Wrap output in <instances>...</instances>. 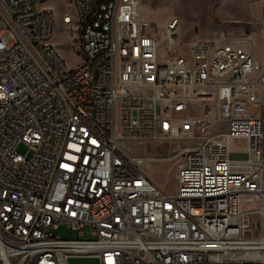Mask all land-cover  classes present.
<instances>
[{"label":"built area","instance_id":"1","mask_svg":"<svg viewBox=\"0 0 264 264\" xmlns=\"http://www.w3.org/2000/svg\"><path fill=\"white\" fill-rule=\"evenodd\" d=\"M45 1L0 0V264H264V39L182 55L178 18L71 0V66ZM165 161L171 192L149 177Z\"/></svg>","mask_w":264,"mask_h":264},{"label":"rangeland","instance_id":"2","mask_svg":"<svg viewBox=\"0 0 264 264\" xmlns=\"http://www.w3.org/2000/svg\"><path fill=\"white\" fill-rule=\"evenodd\" d=\"M142 13L162 29L171 19L178 18L176 28L175 50L186 55L190 53V43L197 37H215L221 30L246 31L251 33L260 44L264 39V0H141ZM45 5L51 7L58 15L54 28L52 43L65 58L69 65H74L79 57L73 46L76 34V10L71 0H46ZM70 14L74 22L72 27L65 28L62 18ZM2 25H0V28ZM257 63L260 64L259 47L256 52ZM260 93V90H257ZM19 152L26 153L27 147L19 146ZM234 156V155H233ZM175 161L154 163L149 170V177L158 186L171 192L174 187ZM261 222L256 215L251 219L255 233H263ZM264 222V221H263ZM55 235L63 238H80L78 231L71 230L66 224L53 229ZM92 237V227L84 229L83 238Z\"/></svg>","mask_w":264,"mask_h":264},{"label":"bare ground","instance_id":"3","mask_svg":"<svg viewBox=\"0 0 264 264\" xmlns=\"http://www.w3.org/2000/svg\"><path fill=\"white\" fill-rule=\"evenodd\" d=\"M141 7H142V1H141ZM141 12H142V10H141Z\"/></svg>","mask_w":264,"mask_h":264}]
</instances>
